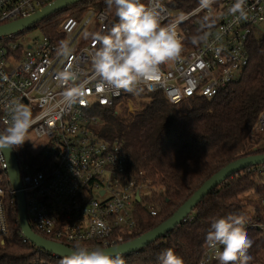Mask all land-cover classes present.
<instances>
[{
	"label": "built area",
	"instance_id": "1",
	"mask_svg": "<svg viewBox=\"0 0 264 264\" xmlns=\"http://www.w3.org/2000/svg\"><path fill=\"white\" fill-rule=\"evenodd\" d=\"M56 1L0 0V27L33 17ZM166 1L160 0L161 23L176 26L183 51L180 59L161 65L160 79L144 86L142 93L163 94L169 103L179 105L194 98L212 100L237 84L250 64V40L264 38V0H244V15L232 11L237 0H211L207 6L202 3L179 16L167 8ZM92 21L97 34L105 35L110 13L90 8L80 21L66 19L60 45L46 36L15 44L26 31L0 37L1 130L7 127L12 107L24 104L34 119L28 133L39 144V150L32 152L24 143L33 160L13 149L29 224L42 238L73 250L76 242L105 249L131 242L127 240L136 227L137 206L146 208L152 217L159 214L155 188L141 180L143 174L141 179L129 174L121 143L107 142L97 133L100 120L96 109L116 108L117 102L133 94L122 90L117 94L98 86L92 65V56L100 46L95 39L98 35L80 39ZM64 71L74 73L68 84L57 79ZM70 85L83 91L71 104L63 95ZM258 130L264 132V114ZM9 171L6 157L0 153V240L10 235L5 183L18 213ZM263 171L264 165L256 170ZM243 228L264 233V223ZM221 251L222 245L208 244L199 264H219L217 254Z\"/></svg>",
	"mask_w": 264,
	"mask_h": 264
},
{
	"label": "trees",
	"instance_id": "2",
	"mask_svg": "<svg viewBox=\"0 0 264 264\" xmlns=\"http://www.w3.org/2000/svg\"><path fill=\"white\" fill-rule=\"evenodd\" d=\"M142 2L147 4L149 0ZM202 3L203 0H167L166 6L172 12L186 14ZM90 8L110 13L106 34L119 22L114 7L109 9L106 0H85L51 15L34 28L60 45L65 38L61 27L66 19L80 21ZM248 48L250 64L242 79L212 100L194 98L173 105L163 94H144L141 110L126 118L116 108L96 109L100 138L121 143L129 174L137 179L143 174L141 180L155 188L158 216L152 217L146 208L137 206L136 227L127 241L169 220L223 168L243 158L264 155V132L258 130L264 114V38L253 37ZM14 150L34 158L25 145ZM261 167L233 175L204 198L186 222L143 251L123 258L125 264H159V255L169 248L185 264H199L206 254V236L214 219L241 217L242 227L264 223V171L256 172ZM13 201L6 193L10 235L0 240V264H59L61 259L24 240ZM247 236L251 241L248 264H264V233L251 228Z\"/></svg>",
	"mask_w": 264,
	"mask_h": 264
},
{
	"label": "clouds",
	"instance_id": "3",
	"mask_svg": "<svg viewBox=\"0 0 264 264\" xmlns=\"http://www.w3.org/2000/svg\"><path fill=\"white\" fill-rule=\"evenodd\" d=\"M109 9L114 7L119 22L110 33L95 37L99 48L92 56V65L99 87L122 90L139 95L144 86L158 81L162 75L161 65L180 59L182 42L174 24L161 23L160 0H106ZM205 6L211 0H203ZM244 0H237L232 11L244 15ZM74 78L70 71L61 72L57 79L68 84ZM68 103H75L83 95L81 88L69 86L64 92ZM7 127L0 133V153L5 149H19L28 139V132L34 123L29 107L15 104L11 109ZM243 219L228 216L214 219L207 233L206 241L211 247L223 246L218 252L219 264H248L251 257L248 250L251 241L242 227ZM159 264H185L182 257L169 248L161 252ZM59 264H125L122 254L114 255L109 250L96 246L88 247L76 242L70 255L64 256Z\"/></svg>",
	"mask_w": 264,
	"mask_h": 264
},
{
	"label": "water",
	"instance_id": "4",
	"mask_svg": "<svg viewBox=\"0 0 264 264\" xmlns=\"http://www.w3.org/2000/svg\"><path fill=\"white\" fill-rule=\"evenodd\" d=\"M85 0H58L52 5L44 8L33 17L23 19L18 22L11 23L0 27V37L11 34H21L24 31L32 29L37 24L43 22L51 15L78 5ZM4 155L10 167L9 175L14 191L16 192V200L18 205V220L23 236L40 250L51 255H56L61 258L70 255L73 249L55 242L48 241L37 235L31 228L27 217V205L25 194L23 192V184L20 174L19 165L13 149H5ZM264 155L248 157L238 160L235 163L228 165L213 177L207 180L202 187L165 223L153 231L121 246L113 247L109 250L114 255L122 254V258L131 256L143 251L149 245L157 242L160 238L167 236L173 232L181 224L187 221L190 215L197 209L198 205L204 198L209 196L219 186L223 185L233 175L240 173L248 168L263 166ZM140 201V197H137Z\"/></svg>",
	"mask_w": 264,
	"mask_h": 264
},
{
	"label": "rangeland",
	"instance_id": "5",
	"mask_svg": "<svg viewBox=\"0 0 264 264\" xmlns=\"http://www.w3.org/2000/svg\"><path fill=\"white\" fill-rule=\"evenodd\" d=\"M177 16L180 15V13H176ZM219 15V14H218ZM90 29V30H89ZM92 34H97L96 32V22L92 21V23L90 24L89 28H87L82 36H81V41L84 39H87V37L89 35ZM43 33L41 30L37 29V28H32L27 30L25 33H23L22 35H20L16 41H14L15 44L17 45H21V44H27L28 41L30 39H36V38H41L43 37ZM140 99L138 97V95H129L126 96L124 99H122L121 101L117 102L116 105V109L117 112L122 116V117H127L130 114H134L137 111H140L142 108L141 103L144 100V93H140ZM28 141H26V145L29 146L30 150L32 152H37L39 150V144L35 143V137L32 133H28ZM3 189L5 190L6 193H9V186L7 183L2 185ZM155 192V191H154ZM252 199H255L256 196L254 195H249ZM152 198V197H151ZM151 202V200H149ZM155 202V201H154Z\"/></svg>",
	"mask_w": 264,
	"mask_h": 264
}]
</instances>
